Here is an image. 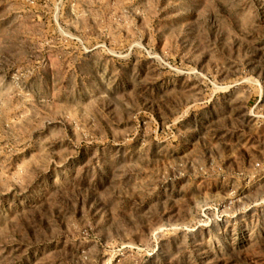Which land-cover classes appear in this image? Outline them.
<instances>
[{"label": "rangeland", "instance_id": "rangeland-1", "mask_svg": "<svg viewBox=\"0 0 264 264\" xmlns=\"http://www.w3.org/2000/svg\"><path fill=\"white\" fill-rule=\"evenodd\" d=\"M0 264H264V0H0Z\"/></svg>", "mask_w": 264, "mask_h": 264}]
</instances>
